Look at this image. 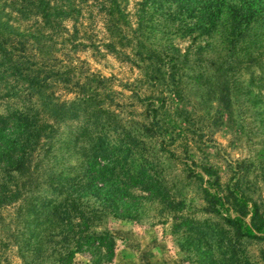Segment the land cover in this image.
Instances as JSON below:
<instances>
[{
    "label": "rangeland",
    "instance_id": "1",
    "mask_svg": "<svg viewBox=\"0 0 264 264\" xmlns=\"http://www.w3.org/2000/svg\"><path fill=\"white\" fill-rule=\"evenodd\" d=\"M239 5L226 0L210 27L208 0H0V38L29 39L44 71L61 72L40 95L0 81L6 134L29 143L0 176V264H93L71 258L81 217L114 238L111 264H204L206 238L180 226L227 229L208 210L206 167L264 210V16L235 28ZM95 156L156 190L94 194ZM232 243L264 264V242Z\"/></svg>",
    "mask_w": 264,
    "mask_h": 264
},
{
    "label": "trees",
    "instance_id": "2",
    "mask_svg": "<svg viewBox=\"0 0 264 264\" xmlns=\"http://www.w3.org/2000/svg\"><path fill=\"white\" fill-rule=\"evenodd\" d=\"M210 6L207 9L206 16L208 17L210 27L217 26L218 21L221 19L223 14L224 5L226 0H208ZM240 5L238 8H231L230 12L233 16V26L237 28L241 24L250 25L258 18L264 16V0H239ZM44 19L48 20L45 23H51L49 19L50 15L54 14V8L47 6L46 12L44 13ZM30 40L20 41H9L0 38V81L1 84L11 85V88L18 89L19 95H24L25 91L30 95H40V91L43 85L53 77L61 74L59 70L50 69V72H46L43 67L39 64L36 57L30 54L29 44ZM9 44V45H8ZM151 57H148V59ZM145 61H148L145 59ZM166 77V72H163ZM44 74V75H43ZM170 74L169 77L172 81L176 80V77ZM27 81L28 86L24 89L22 81ZM224 94L222 99L226 100ZM3 116H0V176L6 174L2 169L5 166H10L14 170H19L15 166H20L18 157H15L17 153H20L28 143V136L22 139L8 138L6 131L8 130L5 125ZM28 143V144H27ZM107 152L111 149L107 146ZM99 152V149L97 150ZM104 152H106L104 150ZM106 152V153H107ZM102 159H98L95 156L89 169L88 183L90 190L94 194H100L104 197H116L119 194L128 196L130 195L129 190L131 188H142L144 192H154L156 190L153 183H136L138 182L135 177L127 175L128 182H120L118 177L121 175L117 173V163L106 162L102 165ZM8 163V164H7ZM206 175L210 177L208 184L211 186L210 189H206V203L208 210L212 213L221 215L227 213V216L223 218L227 229H221L216 231L218 233H212L214 231L210 225H195L193 222L185 221L181 224L180 229H184L190 232L191 235H197L201 232L202 237L206 238L209 247L208 252L205 254L203 262L204 264H241L249 262L248 258L244 254L239 253V249L233 245L236 239L245 241H262L264 242V210L262 205L254 202L249 197V194L242 189L233 186H224L220 182V176L212 167H206L204 169ZM215 177L214 181H211ZM1 179V177H0ZM3 179V177H2ZM210 182V183H209ZM100 185L102 187H100ZM0 186H4L0 183ZM0 199V208L6 205L4 202H10V199H6V196ZM81 223L87 229L81 232L78 241L75 242L76 249L71 251L72 255L77 253L88 254L93 264H107L112 263L115 258L116 243L114 238L108 234H96L88 231L90 229L87 219L84 217L80 218ZM196 231V232H195ZM230 235V238L224 236ZM198 236V235H197ZM212 241H210L209 239ZM213 246V249L212 247ZM68 257V255H67ZM229 257V258H228ZM262 261L264 262V251L261 255Z\"/></svg>",
    "mask_w": 264,
    "mask_h": 264
}]
</instances>
